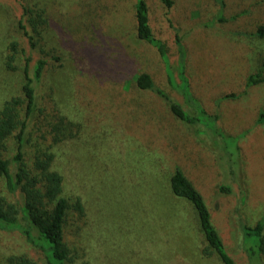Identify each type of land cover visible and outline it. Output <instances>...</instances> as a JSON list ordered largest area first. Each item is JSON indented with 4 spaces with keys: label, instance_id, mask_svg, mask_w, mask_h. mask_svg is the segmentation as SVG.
<instances>
[{
    "label": "trees",
    "instance_id": "1",
    "mask_svg": "<svg viewBox=\"0 0 264 264\" xmlns=\"http://www.w3.org/2000/svg\"><path fill=\"white\" fill-rule=\"evenodd\" d=\"M122 1L130 7H121ZM49 2L21 0L19 29L27 47L16 40L9 45L7 66L16 69L19 57L23 73L21 93L6 99L0 107V175L15 197L9 200L0 196V241L15 237L14 242L23 247L17 250L19 253L8 255L7 264H100L88 256L83 240L84 227L89 226L101 251L108 247L102 239L104 226L99 230L88 221L91 208L85 199L88 186H84L87 178H82L83 169L94 162L110 166L115 157L123 159L128 151H139L144 146L148 159L152 152L149 149L155 148L156 142L158 149H169L172 139L164 137L160 141L148 132L156 119L157 130L169 124L176 127V121L198 119L191 115L193 105L185 96L190 84L184 71L186 50L180 33L176 32L181 81L161 75L160 61L159 65L136 70V63H144L143 56L152 47L171 65L167 43L152 26L149 0H80V9L74 13L61 12L60 3ZM160 3L167 8L166 17L170 20L168 12L175 0ZM119 7L128 14L123 24ZM256 33L264 36V22ZM123 34L131 40L126 41ZM110 39L120 48L112 47ZM143 46L146 50H142ZM151 61L157 63L150 57ZM68 62H78L85 73L76 70L70 83L71 105L66 107L50 91L41 92L40 87L51 70ZM262 68L248 75V86L264 82ZM166 82L174 85L176 89L171 90L177 97L171 96ZM155 100L162 102L154 104L156 112L152 111ZM183 101L190 108H185ZM199 113L204 115L206 111L201 107ZM11 140L14 150L7 155ZM62 149L67 150L66 157L60 155ZM84 155L87 160L82 165L77 159ZM62 156L67 164L61 162ZM145 162L139 159L142 167L129 171L133 175L128 176V182L140 183ZM162 170L168 193L183 202L184 208L195 217L203 258L220 264H252V261L264 264V216L253 226H241L244 243H238L240 254H234L213 221L214 207L207 204L186 170L179 165L161 166ZM69 183L75 191L68 194L65 187ZM221 189L231 190L226 186ZM133 192L140 202L137 200L139 205L129 206V210L141 212L149 207L146 196L139 195L136 188ZM253 236L258 238L251 244ZM134 257L148 264L151 245L135 248ZM120 261L126 263L118 257L113 262L120 264Z\"/></svg>",
    "mask_w": 264,
    "mask_h": 264
},
{
    "label": "rangeland",
    "instance_id": "2",
    "mask_svg": "<svg viewBox=\"0 0 264 264\" xmlns=\"http://www.w3.org/2000/svg\"><path fill=\"white\" fill-rule=\"evenodd\" d=\"M20 2L0 0V107L6 99L21 93L22 59L17 57L14 70L7 66L11 41L27 47L26 38L19 29ZM52 2L60 3L61 12L74 13L80 9V0H50L49 3ZM149 5L152 26L167 43L171 65L159 57L157 48L152 47L143 56L144 63H136V70L159 65L160 61L161 75L181 81L180 56L175 42V34L179 32L186 50L184 71L190 82L189 95L185 96L193 108L184 101L183 104L192 109L191 115L198 119L195 122L176 121V127L169 124L159 130L156 119L148 132L160 141L164 137L172 139L169 149H158L156 142V147L149 149L152 152L148 159L144 156L147 149L144 146L140 152L128 151L123 159L115 157L116 161H111L110 166L94 162L83 169L82 178H87L84 186H88L85 199L91 208L88 221L99 230L104 226L102 239L108 245L104 246L102 254L95 235L86 225L83 230L85 248L88 256L100 264H114L115 257L126 260L120 264H143L134 257L135 248L146 245L149 248L151 245L148 264H220L200 255L195 217L188 213L183 202L168 193L161 166L179 165L186 170L207 204L214 207V212L211 211L213 221L226 237L229 250L240 254L238 243H244L241 226H253L264 216V82L249 86L246 83L248 75L257 72L264 63V36L256 33L264 22V0H175L168 12L171 21L160 0H149ZM120 6L130 7L125 1ZM121 7L119 16L123 24L128 14ZM123 38L131 40L125 34ZM113 41L109 40L110 45L120 48ZM150 57L157 63L150 62ZM81 66L78 62H68L51 70L40 91H50L60 104L69 107L72 101L70 83L75 72L85 73ZM166 87L171 96L177 97L171 90L174 85L166 82ZM229 93L235 96H227ZM180 99L183 100L181 96ZM152 103L154 112L155 105H162L158 100ZM201 107L206 111L204 115L199 113ZM9 143L7 155L14 150V142ZM66 151L60 150V155L65 156ZM64 156L60 157L61 162L67 164ZM86 157L77 160L83 165ZM139 159L146 161L144 176L135 185L127 178L133 175L129 172H133V168L142 167ZM69 185L65 187L68 194L75 191ZM222 186L229 187L230 192L222 191ZM133 188L139 195L146 196L149 207H140L141 212L129 210V206L139 205ZM0 196L15 200L1 175ZM120 203L124 207L122 204L120 207ZM144 224L145 228H141ZM257 238L253 236L250 243H256ZM14 239L0 241V264H7L8 255L23 249ZM252 264L257 262L252 261Z\"/></svg>",
    "mask_w": 264,
    "mask_h": 264
}]
</instances>
